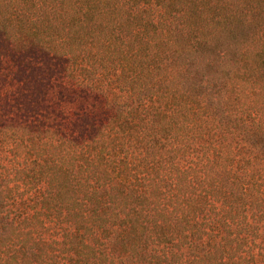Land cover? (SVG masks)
Here are the masks:
<instances>
[{"label": "trees", "instance_id": "16d2710c", "mask_svg": "<svg viewBox=\"0 0 264 264\" xmlns=\"http://www.w3.org/2000/svg\"><path fill=\"white\" fill-rule=\"evenodd\" d=\"M6 134L0 264H264V0H0Z\"/></svg>", "mask_w": 264, "mask_h": 264}, {"label": "rangeland", "instance_id": "374dc122", "mask_svg": "<svg viewBox=\"0 0 264 264\" xmlns=\"http://www.w3.org/2000/svg\"><path fill=\"white\" fill-rule=\"evenodd\" d=\"M218 49H222L218 48ZM217 49V50H218ZM222 67L219 69L218 73H221ZM20 147H16V145ZM33 148L29 145L19 143V138L17 139L14 135H0V166L7 167L10 166L12 163L14 164L15 161L20 163L22 160L26 162V160L33 165L32 158L34 157ZM41 154L43 159H46L48 154L47 150H50V144L48 142H44L43 145H40ZM28 178L29 189L33 188L34 184L33 181Z\"/></svg>", "mask_w": 264, "mask_h": 264}]
</instances>
